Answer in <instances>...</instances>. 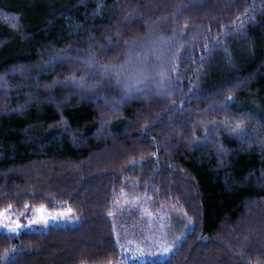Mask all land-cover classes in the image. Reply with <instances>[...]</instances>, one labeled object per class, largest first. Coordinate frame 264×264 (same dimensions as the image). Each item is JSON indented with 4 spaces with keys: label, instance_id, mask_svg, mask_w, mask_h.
Segmentation results:
<instances>
[{
    "label": "trees",
    "instance_id": "trees-1",
    "mask_svg": "<svg viewBox=\"0 0 264 264\" xmlns=\"http://www.w3.org/2000/svg\"><path fill=\"white\" fill-rule=\"evenodd\" d=\"M179 210L161 260L264 264V0H0V264H122L112 215Z\"/></svg>",
    "mask_w": 264,
    "mask_h": 264
},
{
    "label": "rangeland",
    "instance_id": "rangeland-1",
    "mask_svg": "<svg viewBox=\"0 0 264 264\" xmlns=\"http://www.w3.org/2000/svg\"><path fill=\"white\" fill-rule=\"evenodd\" d=\"M75 221L76 216L69 211L52 212L40 208L35 211L26 226L11 221L5 215L2 216L0 229L7 233H19L24 229L45 230L51 226H66ZM112 221L121 250L122 264L130 259L145 262L165 258L189 225L188 217L179 210L161 216L137 205L127 210L118 209L112 215Z\"/></svg>",
    "mask_w": 264,
    "mask_h": 264
}]
</instances>
